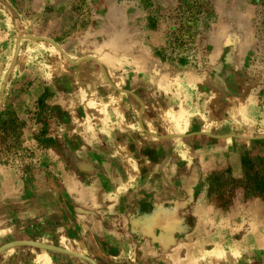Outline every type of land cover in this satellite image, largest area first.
<instances>
[{"label": "rangeland", "instance_id": "1", "mask_svg": "<svg viewBox=\"0 0 264 264\" xmlns=\"http://www.w3.org/2000/svg\"><path fill=\"white\" fill-rule=\"evenodd\" d=\"M0 264H264V0H0Z\"/></svg>", "mask_w": 264, "mask_h": 264}]
</instances>
